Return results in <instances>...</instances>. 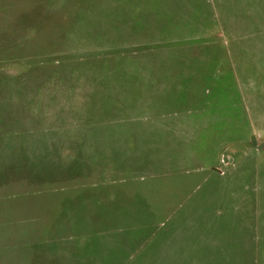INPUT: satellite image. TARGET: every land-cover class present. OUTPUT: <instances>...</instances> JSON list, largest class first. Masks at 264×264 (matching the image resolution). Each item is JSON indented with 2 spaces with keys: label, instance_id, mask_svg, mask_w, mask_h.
<instances>
[{
  "label": "rangeland",
  "instance_id": "rangeland-1",
  "mask_svg": "<svg viewBox=\"0 0 264 264\" xmlns=\"http://www.w3.org/2000/svg\"><path fill=\"white\" fill-rule=\"evenodd\" d=\"M257 208L264 0H0V264H205Z\"/></svg>",
  "mask_w": 264,
  "mask_h": 264
},
{
  "label": "trees",
  "instance_id": "trees-1",
  "mask_svg": "<svg viewBox=\"0 0 264 264\" xmlns=\"http://www.w3.org/2000/svg\"><path fill=\"white\" fill-rule=\"evenodd\" d=\"M214 6H208L211 8L210 14L214 12ZM223 32L227 35L230 40L233 35L232 31L226 27V25H222ZM221 31V30H220ZM255 191V190H254ZM259 199V196L257 197ZM255 200L253 199V204ZM258 204V203H257ZM257 212V220L258 224L256 226V235L253 234V237L246 235L245 232L241 231H233V235L231 232L226 229L221 228V223L224 221H229L227 217V212L225 210H219L217 214H215L216 218L207 217L204 221V224H200L203 226V230L207 239H203V248L206 250V253H211L205 264H231V262L238 261L240 264H247V262L252 261L254 263V258L249 259L250 248L254 246L255 242L258 243L259 248L257 252V260L256 264H264L262 256L264 255V221H263V212L262 210H256ZM236 221L239 220V215L235 213ZM215 222L218 223L217 229L215 227ZM241 223V220H240ZM199 226V224H198ZM239 227H242L239 226ZM238 227V228H239ZM225 228V226H224ZM202 230V232H203ZM253 256V254H252ZM251 256V257H252ZM233 257V259H232ZM216 258V260H215ZM256 259V258H255Z\"/></svg>",
  "mask_w": 264,
  "mask_h": 264
}]
</instances>
